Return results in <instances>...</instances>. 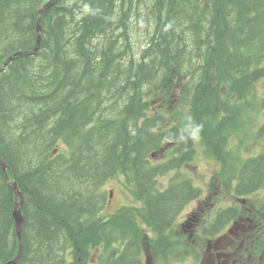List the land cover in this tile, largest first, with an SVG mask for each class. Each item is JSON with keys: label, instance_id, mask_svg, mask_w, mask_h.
Instances as JSON below:
<instances>
[{"label": "trees", "instance_id": "16d2710c", "mask_svg": "<svg viewBox=\"0 0 264 264\" xmlns=\"http://www.w3.org/2000/svg\"><path fill=\"white\" fill-rule=\"evenodd\" d=\"M38 43L0 73V264L20 252L14 184L16 264H146L151 248L176 264L173 228L201 196L180 168L198 147L227 195L264 187V147H231L264 110V0H0V68ZM161 93L168 115L152 111ZM120 175L138 205L105 216ZM237 216L222 210L207 235Z\"/></svg>", "mask_w": 264, "mask_h": 264}, {"label": "rangeland", "instance_id": "374dc122", "mask_svg": "<svg viewBox=\"0 0 264 264\" xmlns=\"http://www.w3.org/2000/svg\"><path fill=\"white\" fill-rule=\"evenodd\" d=\"M264 94V81H262L258 87V95ZM175 109V103L167 97L166 93H161L157 98L153 99L152 111L162 112L169 114ZM254 111L250 121L246 124L243 132H240L233 136L231 141V147L238 148L243 156L249 157L257 155L262 151L264 140L257 139L255 136L256 130L264 123V110L257 112ZM171 147H165L156 156L152 157V163L157 165L170 159ZM223 167L213 158L208 157L204 150L198 147L197 152L193 159L185 164L180 172L187 177L191 178L194 184L201 189L202 194L200 198L188 204L182 211L177 223L174 226V234L172 239L176 243L177 247L171 252L170 256L174 263L177 264H194L195 245L194 240L199 242V253H205L208 240L201 238L203 228L207 222L212 221L217 210L232 204L235 200L233 197L227 195L223 182L221 180ZM174 172L163 176L159 179L160 189L164 190L168 187ZM124 177L122 175L111 179L104 186V192L107 196L105 205V216L112 215L116 210L122 206H137L138 203L134 200L133 196L124 186ZM260 194L257 195L260 198ZM196 211L198 217L200 216L203 221L196 230V236L194 239H190L189 236H185L183 233V225L187 215ZM149 238L151 237L149 231ZM153 245V244H152ZM148 253L150 258L148 264H161V257L158 253H155L154 248L150 249ZM203 250V252L201 251ZM205 255V254H204ZM203 255V256H204ZM202 256V257H203ZM198 264H201V256Z\"/></svg>", "mask_w": 264, "mask_h": 264}, {"label": "flooded vegetation", "instance_id": "af4514ba", "mask_svg": "<svg viewBox=\"0 0 264 264\" xmlns=\"http://www.w3.org/2000/svg\"><path fill=\"white\" fill-rule=\"evenodd\" d=\"M242 210L216 242L209 241L201 264H264V191L256 200L242 201ZM184 233L193 239L203 219L187 215ZM196 244V241L194 242Z\"/></svg>", "mask_w": 264, "mask_h": 264}, {"label": "water", "instance_id": "95a60500", "mask_svg": "<svg viewBox=\"0 0 264 264\" xmlns=\"http://www.w3.org/2000/svg\"><path fill=\"white\" fill-rule=\"evenodd\" d=\"M39 48V43L37 45V47L32 51V52H20L12 57H10L6 64L0 68V72H2L9 64L10 62L17 56H21V55H29V54H34ZM0 162L3 166V169L7 172V166L6 164L2 161L1 157H0ZM14 190L16 192V195H17V198L20 199V202L19 204H17L16 206V210H15V220H16V230H17V236H18V239H19V242H20V252H19V255L18 257L13 261L11 262L10 264H16L17 261L19 260L20 256H21V253H22V250H23V239H22V232H23V223H24V217H23V196L21 195V193L19 192L18 188H17V185L14 184Z\"/></svg>", "mask_w": 264, "mask_h": 264}, {"label": "bare ground", "instance_id": "6f19581e", "mask_svg": "<svg viewBox=\"0 0 264 264\" xmlns=\"http://www.w3.org/2000/svg\"><path fill=\"white\" fill-rule=\"evenodd\" d=\"M180 174V173H179ZM185 175V174H184ZM183 176V175H182Z\"/></svg>", "mask_w": 264, "mask_h": 264}]
</instances>
